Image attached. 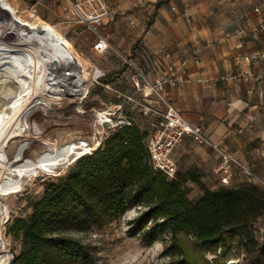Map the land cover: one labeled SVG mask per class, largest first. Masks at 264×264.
I'll use <instances>...</instances> for the list:
<instances>
[{
	"label": "crops",
	"instance_id": "0c3cea01",
	"mask_svg": "<svg viewBox=\"0 0 264 264\" xmlns=\"http://www.w3.org/2000/svg\"><path fill=\"white\" fill-rule=\"evenodd\" d=\"M106 1L114 10L99 30L107 36L111 49L98 53L101 58L95 60V37L87 29H75L71 42L81 56L105 73L102 80L107 89L134 94L124 58L134 60L150 79L163 75L160 53H170L175 65L185 62L187 81L166 87L164 96L188 123L200 126L203 135L243 169L232 164L229 184L221 185L215 173L219 154L190 137H184L172 153L178 168L181 158L187 157L194 167L211 172L212 180L202 182L211 190L237 188L253 180L264 188V0ZM17 7L24 6L17 2ZM74 26L81 25L75 22ZM117 98L119 102L113 106L123 103ZM129 114L133 118L140 115L141 126L151 130V120L137 109ZM194 184L185 183L189 187ZM193 189V196L202 193L199 186Z\"/></svg>",
	"mask_w": 264,
	"mask_h": 264
},
{
	"label": "trees",
	"instance_id": "16d2710c",
	"mask_svg": "<svg viewBox=\"0 0 264 264\" xmlns=\"http://www.w3.org/2000/svg\"><path fill=\"white\" fill-rule=\"evenodd\" d=\"M147 134L135 123L119 128L48 182L30 216L11 222L9 232L21 237L22 246L9 264H94L88 246L73 233L101 228L138 207L128 232L148 244L168 232L167 264H198L191 249L240 247L255 256V264H264V243L255 241L252 229L253 220L264 215V189L248 182L211 190L193 172L168 180L149 163ZM187 181L202 193L189 198Z\"/></svg>",
	"mask_w": 264,
	"mask_h": 264
},
{
	"label": "rangeland",
	"instance_id": "374dc122",
	"mask_svg": "<svg viewBox=\"0 0 264 264\" xmlns=\"http://www.w3.org/2000/svg\"><path fill=\"white\" fill-rule=\"evenodd\" d=\"M9 2L15 7L17 14L24 19L31 21L33 18L31 14H34L35 17L55 25L70 41L75 36V29H78L77 32L86 29L84 26H74V17L63 10L66 0H36L34 4L30 0H9ZM17 2H21L24 7L18 8ZM3 16L0 15V23L5 18ZM4 36L5 34L0 37ZM93 53L94 59L100 60L101 55L96 52ZM83 59L89 67H97L85 57ZM105 83L104 80L92 81L85 97L81 100L65 101L58 111L50 112L39 109L30 114L27 118L28 128L25 133L28 135L29 148L25 152V157L35 158L48 148L46 144L60 147L71 141L92 140L97 133L90 124L92 114L119 102L114 91L103 87ZM77 111H82L83 114L80 115ZM139 116L135 115L133 119L140 125L142 131L148 133L146 128L141 126ZM18 144L21 145L22 141H19ZM9 158H12V156H9ZM73 163L68 161L54 169L53 173L38 172L35 176L24 179L21 190L6 199L8 210L6 214L1 216L0 221V233L4 242L0 264H7L12 255L20 252L22 246L21 237H15L9 232L11 222L17 219H27L31 214L32 204L40 198L45 185L64 176ZM190 163L191 161L187 157L181 158L178 172L181 174L193 172L199 178H205L200 180L205 183H208L209 179L212 180L211 172L204 173ZM254 182L263 188L258 181L253 180ZM185 187L189 198L197 196H193V188L198 187L197 184H194L193 187L186 185ZM138 211L137 208H132L118 219L103 225L101 228L93 227L85 232L73 233V236L88 246L94 264H167L170 258L163 255V250L170 241L168 232H162L151 244L128 232L129 224L136 217ZM252 229L255 241L260 245L263 244V215L253 220ZM187 242L191 244V239H187ZM190 252V257L196 260L198 264H255L257 261L253 254H248L241 247L227 250L216 248L203 252L191 249Z\"/></svg>",
	"mask_w": 264,
	"mask_h": 264
},
{
	"label": "bare ground",
	"instance_id": "6f19581e",
	"mask_svg": "<svg viewBox=\"0 0 264 264\" xmlns=\"http://www.w3.org/2000/svg\"><path fill=\"white\" fill-rule=\"evenodd\" d=\"M0 15L5 17L0 23V36L5 34L0 37L1 221L8 210L6 199L21 190L24 179L38 172L53 173L74 162L79 153L74 141L60 147L45 143L46 150L26 158L28 116L39 109L58 111L65 101L81 100L97 67H89L55 25L34 14L31 21L24 19L9 0H0ZM2 239L0 233V255Z\"/></svg>",
	"mask_w": 264,
	"mask_h": 264
},
{
	"label": "built area",
	"instance_id": "2783aa9c",
	"mask_svg": "<svg viewBox=\"0 0 264 264\" xmlns=\"http://www.w3.org/2000/svg\"><path fill=\"white\" fill-rule=\"evenodd\" d=\"M63 10L73 16L78 25L84 26L93 33L95 37L93 49L95 52L103 54L111 49L107 36L99 30L103 21L111 17L114 10L106 0H66ZM255 11L259 12V9H255ZM158 57L164 67V72L161 77L155 79H150L134 60L130 58L123 59L129 70L128 82L134 90V94L125 95L113 90L122 99L123 103L101 109L92 114L90 124L97 133L92 140L81 139L75 142V146L78 147L76 151L79 153L74 157V160L93 152L113 131L135 123L133 117L129 114L134 108L139 111L142 117L151 120L152 123V128L147 134L145 143L149 154V163L154 171L161 172L168 180L174 179L178 167L172 153L184 137H190L197 144L210 146L219 154L220 161L215 168V173L218 174L221 185H228L233 175L231 165L234 164L242 169L243 167L235 158L220 149L218 145L211 143L203 135L200 126L188 123L170 105L168 99L164 96V90L166 87L174 88L187 81L183 70L185 62H181L179 65L171 63V54L168 52L160 53ZM104 77L105 73L96 68L93 81L98 82ZM103 87L109 88L107 84H103ZM244 171L252 179L255 178L248 170L244 169ZM137 209L140 210V207ZM12 258L13 255L7 264L10 263Z\"/></svg>",
	"mask_w": 264,
	"mask_h": 264
}]
</instances>
